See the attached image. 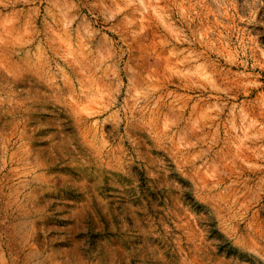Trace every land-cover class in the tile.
Returning <instances> with one entry per match:
<instances>
[{"label": "rangeland", "instance_id": "1", "mask_svg": "<svg viewBox=\"0 0 264 264\" xmlns=\"http://www.w3.org/2000/svg\"><path fill=\"white\" fill-rule=\"evenodd\" d=\"M0 264H264V0H0Z\"/></svg>", "mask_w": 264, "mask_h": 264}]
</instances>
